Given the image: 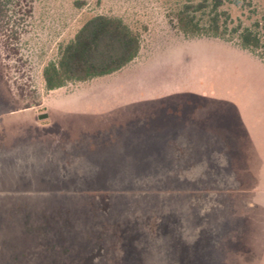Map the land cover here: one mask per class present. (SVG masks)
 Masks as SVG:
<instances>
[{
  "label": "rangeland",
  "instance_id": "1",
  "mask_svg": "<svg viewBox=\"0 0 264 264\" xmlns=\"http://www.w3.org/2000/svg\"><path fill=\"white\" fill-rule=\"evenodd\" d=\"M185 1L0 0V264H264V0H223L258 53L185 36ZM97 14L140 31L139 56L47 91L43 66ZM174 102L243 121L244 155L232 138L173 166L177 125L144 112Z\"/></svg>",
  "mask_w": 264,
  "mask_h": 264
},
{
  "label": "trees",
  "instance_id": "2",
  "mask_svg": "<svg viewBox=\"0 0 264 264\" xmlns=\"http://www.w3.org/2000/svg\"><path fill=\"white\" fill-rule=\"evenodd\" d=\"M223 5V0H186L175 13L176 26L187 37L237 40L242 49L258 53L263 45L259 34L240 25L231 27ZM141 47V32L122 18L94 15L43 66L44 88L54 91L119 72L139 56Z\"/></svg>",
  "mask_w": 264,
  "mask_h": 264
},
{
  "label": "crops",
  "instance_id": "3",
  "mask_svg": "<svg viewBox=\"0 0 264 264\" xmlns=\"http://www.w3.org/2000/svg\"><path fill=\"white\" fill-rule=\"evenodd\" d=\"M199 103L202 102H190V106H185L184 108L183 104L174 102L172 106L177 107L176 112H171L160 118L156 116L157 114L154 111L150 112L144 109V113H146L150 120L157 119L156 121L159 123V121H164L165 119L172 121V124L175 126L177 125V130L175 128L176 131L174 132L175 137L172 141L171 157L173 166L181 165L182 161L187 162L189 165L192 163L205 164L206 157L209 156V153L215 156L213 152L215 142L219 141L222 144L223 141H227V139L231 140L232 138H234L232 140L236 139V142H240L239 146L241 149L237 148V151H239L238 154L244 155L242 148L245 141V136L242 132V127L245 125L244 122L222 123V120L219 118L204 117L207 115V109H202V105ZM210 105L207 104L205 107L209 108L208 106ZM191 108L193 110H190ZM210 111H213V108H210ZM176 137L185 138V144H180ZM176 169L175 171H177ZM194 179L192 178L189 182L196 181ZM194 187L197 188L200 186L197 184Z\"/></svg>",
  "mask_w": 264,
  "mask_h": 264
}]
</instances>
